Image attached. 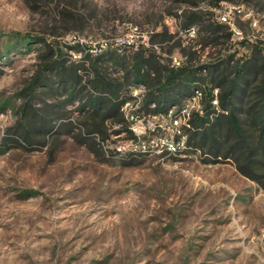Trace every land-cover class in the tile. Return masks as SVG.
<instances>
[{"label":"rangeland","instance_id":"374dc122","mask_svg":"<svg viewBox=\"0 0 264 264\" xmlns=\"http://www.w3.org/2000/svg\"><path fill=\"white\" fill-rule=\"evenodd\" d=\"M227 4L246 8L239 35L218 20ZM142 47L177 67L264 66V0H0V264H264V189L232 158L173 140L201 113V93L153 114L133 84L125 123L101 126L45 68L90 72L104 54L103 72L121 77L111 52L133 63ZM40 75L54 88L30 90Z\"/></svg>","mask_w":264,"mask_h":264},{"label":"trees","instance_id":"16d2710c","mask_svg":"<svg viewBox=\"0 0 264 264\" xmlns=\"http://www.w3.org/2000/svg\"><path fill=\"white\" fill-rule=\"evenodd\" d=\"M199 19V14L193 13L186 21L185 29L194 27ZM220 28L221 24L215 26V30ZM145 50L143 47L138 50L133 63L111 52L110 60L116 56V66L123 73L121 77L103 72L99 62L106 61L104 54L91 63L90 72L83 64L46 63L45 68L58 79L59 88L79 94L82 111L88 116L100 117L101 126L107 119L125 123L122 108L134 99L130 92L133 84L146 87V96L156 105L149 110L153 114L167 112L171 106L179 107L180 112L185 101L201 93L205 102L201 113L189 116L188 126H183L179 130L181 134L176 133L173 140L180 143L184 136L187 146L193 145L209 157L232 158L243 175L264 189V75L261 82L254 85L264 69L259 65L260 58L252 57L242 66L233 65L230 58L210 62L204 67H177L162 63L154 52L146 56ZM200 71L208 73L200 74ZM82 73L88 75L87 81ZM53 80L50 76L40 75L30 90L39 86L53 89ZM216 89L217 96L214 95ZM216 97L219 109L211 110ZM180 150L178 146L175 151L179 153Z\"/></svg>","mask_w":264,"mask_h":264},{"label":"built area","instance_id":"2783aa9c","mask_svg":"<svg viewBox=\"0 0 264 264\" xmlns=\"http://www.w3.org/2000/svg\"><path fill=\"white\" fill-rule=\"evenodd\" d=\"M246 14V8L244 5H233V4H227L223 10H219V15H218V20L220 23L222 24H228L232 27L233 31L236 34H240V32L238 30L235 29L234 26V20L236 17H240L242 15ZM255 27H257V21H253L252 23ZM138 28L134 27L131 30V40H128L125 47H131L135 45V34L137 33ZM188 33L193 35L196 34V28L195 27H191L188 29Z\"/></svg>","mask_w":264,"mask_h":264}]
</instances>
